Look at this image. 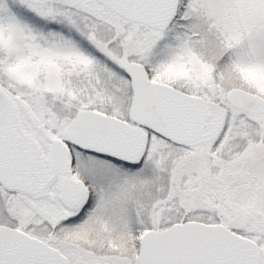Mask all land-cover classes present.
I'll return each instance as SVG.
<instances>
[{"label":"snow or ice","instance_id":"6c2138e0","mask_svg":"<svg viewBox=\"0 0 264 264\" xmlns=\"http://www.w3.org/2000/svg\"><path fill=\"white\" fill-rule=\"evenodd\" d=\"M0 264H264V0H0Z\"/></svg>","mask_w":264,"mask_h":264}]
</instances>
